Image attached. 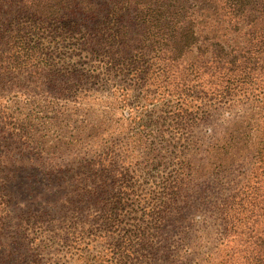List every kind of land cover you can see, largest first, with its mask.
<instances>
[{
	"label": "trees",
	"instance_id": "obj_1",
	"mask_svg": "<svg viewBox=\"0 0 264 264\" xmlns=\"http://www.w3.org/2000/svg\"><path fill=\"white\" fill-rule=\"evenodd\" d=\"M59 52L77 58L79 81L102 69L119 78L162 70L179 80L176 96L184 90L227 108L252 104V185H240L222 205L215 245L195 264H264V0H0V264H104L114 233L105 210L93 215L94 205L104 208V153L79 158L85 169L68 195L58 196L51 182H27L35 169L29 117L18 118L7 100L45 81L43 71H60L54 60L42 61ZM117 232L118 264L158 263L155 234ZM96 242L104 253L88 250ZM58 246L60 260H46Z\"/></svg>",
	"mask_w": 264,
	"mask_h": 264
},
{
	"label": "rangeland",
	"instance_id": "obj_2",
	"mask_svg": "<svg viewBox=\"0 0 264 264\" xmlns=\"http://www.w3.org/2000/svg\"><path fill=\"white\" fill-rule=\"evenodd\" d=\"M42 58L44 63L54 60L60 71H43L45 81L7 100L18 118L29 117L28 156L36 170H28L27 182H51L58 196L68 195L85 169L79 158L104 153V208H93V215L105 210L111 217L107 230L114 232L104 264H118L122 247L117 231L155 234L151 242L159 249L157 264H195L206 258L215 245L222 205L240 185H252L248 176L258 146L252 104L227 108L184 90L176 96L171 91L179 80L162 70L119 78L102 69L79 81L72 68L78 66L75 56L59 52ZM90 247L94 254L104 253L97 242ZM57 249L45 259L60 260ZM169 249L173 255L167 258ZM192 250L201 257L190 259Z\"/></svg>",
	"mask_w": 264,
	"mask_h": 264
}]
</instances>
